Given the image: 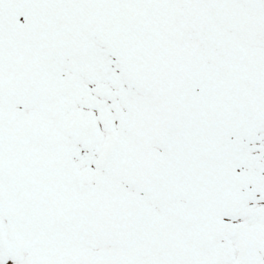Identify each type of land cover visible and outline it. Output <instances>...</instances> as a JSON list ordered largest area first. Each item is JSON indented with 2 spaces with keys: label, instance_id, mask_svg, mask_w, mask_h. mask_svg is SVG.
<instances>
[{
  "label": "snow or ice",
  "instance_id": "1",
  "mask_svg": "<svg viewBox=\"0 0 264 264\" xmlns=\"http://www.w3.org/2000/svg\"><path fill=\"white\" fill-rule=\"evenodd\" d=\"M0 264H264V0H0Z\"/></svg>",
  "mask_w": 264,
  "mask_h": 264
}]
</instances>
